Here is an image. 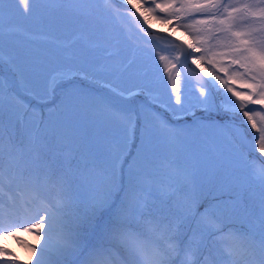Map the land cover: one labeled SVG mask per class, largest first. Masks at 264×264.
I'll use <instances>...</instances> for the list:
<instances>
[{
    "label": "snow or ice",
    "instance_id": "obj_1",
    "mask_svg": "<svg viewBox=\"0 0 264 264\" xmlns=\"http://www.w3.org/2000/svg\"><path fill=\"white\" fill-rule=\"evenodd\" d=\"M21 231L27 264H264V0H0V235Z\"/></svg>",
    "mask_w": 264,
    "mask_h": 264
},
{
    "label": "bare ground",
    "instance_id": "obj_2",
    "mask_svg": "<svg viewBox=\"0 0 264 264\" xmlns=\"http://www.w3.org/2000/svg\"><path fill=\"white\" fill-rule=\"evenodd\" d=\"M36 242L35 236L31 233L17 232L16 236H2L0 235V246L8 247L10 250L15 253L17 256L25 259L26 257V245L34 244Z\"/></svg>",
    "mask_w": 264,
    "mask_h": 264
},
{
    "label": "rangeland",
    "instance_id": "obj_3",
    "mask_svg": "<svg viewBox=\"0 0 264 264\" xmlns=\"http://www.w3.org/2000/svg\"><path fill=\"white\" fill-rule=\"evenodd\" d=\"M154 22V24H166V23H164V22H161V21H158V20H151V22ZM27 23V22H26ZM25 23V24H26ZM179 31H180V29H178ZM181 32V31H180ZM170 48V47H169ZM162 55H165V56H168L169 55V52L168 51H165V52H162L161 53ZM178 53H176V52H171V55H177ZM86 86V85H85ZM90 90V89H89ZM90 91H92V90H90ZM100 95H106L105 93H103V92H101V93H99ZM119 103H121V104H124V105H126V106H129V107H135V108H139L138 107V105H142V102H141V98L140 99H136V98H134V100L132 101V100H122V101H120ZM47 111V110H46ZM25 253H27V256H28V252H27V250L25 251ZM25 264H27V262H25Z\"/></svg>",
    "mask_w": 264,
    "mask_h": 264
},
{
    "label": "water",
    "instance_id": "obj_4",
    "mask_svg": "<svg viewBox=\"0 0 264 264\" xmlns=\"http://www.w3.org/2000/svg\"><path fill=\"white\" fill-rule=\"evenodd\" d=\"M150 31H151V32H155V30L152 29V28L150 29ZM171 39L177 40V38L174 37V36H171ZM189 61H190V58H189ZM194 66H195V65H194ZM196 71L199 72V69H196ZM200 75L203 76V73H200ZM253 135H255V134L253 133ZM251 147H252V144H251ZM254 155L257 156L256 152L254 153Z\"/></svg>",
    "mask_w": 264,
    "mask_h": 264
},
{
    "label": "trees",
    "instance_id": "obj_5",
    "mask_svg": "<svg viewBox=\"0 0 264 264\" xmlns=\"http://www.w3.org/2000/svg\"><path fill=\"white\" fill-rule=\"evenodd\" d=\"M238 86V85H237ZM138 107H140V105H138ZM257 110H259V109H257ZM257 195H258V193H257Z\"/></svg>",
    "mask_w": 264,
    "mask_h": 264
}]
</instances>
